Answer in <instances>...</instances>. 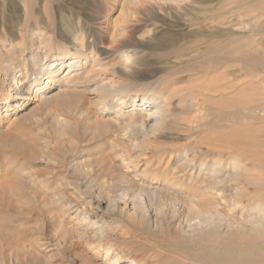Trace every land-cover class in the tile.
Returning <instances> with one entry per match:
<instances>
[{
	"label": "bare ground",
	"instance_id": "1",
	"mask_svg": "<svg viewBox=\"0 0 264 264\" xmlns=\"http://www.w3.org/2000/svg\"><path fill=\"white\" fill-rule=\"evenodd\" d=\"M66 1L6 0L4 4L0 5V83L6 86L4 91H0V120L10 121L19 113L24 112L32 103H35V106L38 108L42 107V105L52 97V91L57 87V84L61 83L63 87H66L72 86V84L86 83L84 81L90 79L93 80V84L89 89H86L85 93L88 94V97L92 95V99L95 98L93 102L94 110L96 109L97 113L101 116L113 114L111 117L112 119L115 118V120H109L107 122L99 121L97 123L100 124V127L97 128L86 127L85 124V127L81 128L78 124L75 126L72 123L75 126L73 127V125L65 119H54L52 117L54 119L53 128L55 137L61 140L66 133L74 128L76 132L82 130L83 133L89 134L91 139H96L102 133L106 132V130H110V126L122 124L121 133L125 131L130 138L134 139L139 137L140 133L146 134L158 130L163 131L164 126L170 119L181 115L180 112H177L176 105H182L185 102L183 95H181V93L184 92V88H178L174 85L178 82H185L186 84L189 79L194 77L196 81L194 82L193 80L191 84L187 83L186 85L189 86L185 89H188L186 96L190 98V100H188L190 101L189 106H192L194 110L199 113L197 114L196 111H194L195 113L193 114L196 115L193 116V120L190 122H197V120L204 119L207 116L211 117V119L203 124L188 126L189 131H199L200 129L206 128L208 124L214 126L219 121L223 122L220 127L225 130L220 133L218 138H216L217 136L209 137L206 135L190 143V145L185 147V151L177 155L178 158L181 156L185 158L184 161L182 160L183 162H180L178 165L174 166V168H169L171 173L165 170L168 164L162 165V171L156 169L157 166L151 171L150 167H148V160V163H146L143 169L137 172L139 173V179L134 178L137 180L136 186L140 190H145L146 188L151 196H154L157 192L163 190V186H174V190L177 191L194 185L199 188V192H196L198 208L194 209L195 207L192 208V205L189 206V204H187L189 211L203 216H207L208 214L217 215L214 208H216L219 203L227 202L226 194H224L225 186L222 184V177H225V174L230 172L228 182L230 181L233 187L232 202L234 208H232V211H234L233 209H241L238 214L239 220L236 222L238 230L229 235L227 234V236L223 234L221 238L222 241H220L218 245L215 247L214 245H210L206 250H202L198 255L199 261L202 262L201 264H264V181L258 180L257 174L253 175L248 173V170L259 171L258 169L264 161V127L257 128L253 125L254 127L249 126L246 131L244 130L245 135L242 136L243 139L240 138L241 140H239V142L242 143L241 147L247 150L245 153L242 151L243 154H247L246 157L243 155V157L248 160V162L245 163L242 160L244 158L240 157L241 155L233 154V149L236 147H234L232 143V137L234 136H232L228 123L232 117V108L230 110L229 108L233 105V97L231 95L233 91L232 81L230 80L232 74L230 67L234 52L232 44L234 42L233 38L239 34V32L234 31L237 28H235L236 19L233 16H235L237 10L245 9L244 5L247 4L249 0H201L203 3L209 4V7H201L199 9L203 14L209 12V14H205L202 17V20H215V25L211 31H207L208 33L202 29H196V31L191 29L193 30L191 37L195 42H201L200 40L202 37H207V44H205L203 48L199 45H195L188 53L182 52L185 46H179L178 51L180 54L171 56L156 55V61L148 60L147 56L141 55L140 53V55H138L137 50L131 51V53L129 51L113 55V51L109 50L108 47L104 45L103 41H106L108 45L112 44L117 39L118 31L111 29L112 26L110 27L111 24L108 25L107 21H105L104 15H100L99 11L94 9L96 1L81 0L79 4L76 5H71L69 3L70 0L68 3H66ZM150 1L152 0H117V3H119L121 7L119 10L122 15V21L125 22L123 27L120 25L122 27L121 30L125 31L124 33L129 31L128 28H132L130 24L142 20L136 17L134 5H136L137 2L143 3ZM153 1L187 2V0ZM254 1L255 0H253V3ZM164 2L162 4H164ZM211 3H214V5L210 6ZM231 3H234L232 7L229 6ZM255 3L257 7L259 4H264L261 0H256ZM159 5L157 7H160ZM253 5L254 4H252V6ZM140 6L139 4V7ZM247 7L248 6H246V8ZM262 7L264 6H261V8ZM170 11L167 13L169 14ZM207 21L209 22V20ZM212 21L210 23H212ZM153 25L155 27V23ZM197 25L199 24L197 23ZM243 27L245 28V26ZM121 33H119L120 36ZM245 37L247 38L246 35ZM242 41L243 40H241L242 44H238L236 51L240 54V57L244 55V57L248 58L247 55L250 53L247 54L245 50L241 51V47L247 44H243L245 40ZM167 43L168 45L170 44L169 42ZM171 44L173 43L171 42ZM202 45L204 44L202 43ZM189 46L190 44L188 47ZM247 46L245 47L248 48ZM137 48L140 49L139 47ZM256 49H252L256 55L251 53V56H254L253 64L254 66L261 64V66L264 67V51L262 50L261 57ZM114 58H117V61L115 64H111L109 61ZM252 67L253 66L250 68ZM159 73L161 74L156 77ZM107 74L109 75L107 76ZM261 76L263 77L264 74ZM260 82L261 81H259V83ZM182 85H184V83ZM252 86L251 84L250 87ZM250 87L248 86L246 89ZM262 89L264 91V88ZM68 90L70 91V89ZM250 90H252V88H250ZM261 90H258V92L262 93ZM69 91L68 95H70ZM72 93H75V91L71 92V94ZM252 96H248V104L252 101H259V105H255L254 102L252 103V105L254 104L253 107L249 106L251 103L247 105L246 108L248 112L246 115L254 119L257 113L256 109L264 111V93L259 96L260 99H256V97ZM255 96H257V94ZM175 102H177V104H175ZM85 108L86 106L84 109ZM84 109L83 107L78 109L77 114L80 119L86 116L85 118L87 120V111ZM259 113L260 111H258V114ZM261 118L263 119V117ZM258 119L259 118L255 120ZM248 124L250 123L248 122ZM240 131H242V128ZM200 135L198 134V136ZM107 142H109V140ZM112 144L110 143L109 147L113 148L115 144ZM238 144L240 145V143ZM82 153L81 149L78 156ZM125 153L118 154L124 168L129 169V167L132 166L136 170L138 166L133 163V157L125 161L128 159L129 155ZM40 155H42L40 150L36 151L33 149L27 153L26 158L30 162H36V159ZM160 156L164 157L163 155ZM178 158L175 159L178 160ZM76 161L78 162V159ZM69 162H71V160ZM4 163H6L5 166H3L5 175L3 174L4 177L0 179V216L19 217L32 213L37 207L39 197L38 189H40L39 187L41 186L43 187V179H38L36 174L30 170L28 171L22 162L10 160ZM240 177H244L249 184H252L254 190L243 195V190H246V187L243 183L236 182ZM242 181L243 180H241V182ZM143 182H146V185H144ZM161 182H163L162 185ZM194 189L196 188L194 187ZM53 192V195H51L52 200L56 199L57 196V192L56 194ZM41 194L43 195V193ZM62 194H64V192ZM192 196L194 197V195ZM243 196L248 198H246L248 200L246 204H241L240 202ZM78 198L83 201L81 206L74 202H63L62 208L60 207L61 210L73 213V217L79 221L81 226L85 225V228H87V225L93 228L97 221L103 222V219L99 216L86 211L87 208L85 209V206L89 205V201L88 204L85 205V198L82 197V195H79ZM215 199H218V201ZM59 201L61 203L62 200ZM21 203L28 204L26 206L27 208L22 207V205H20ZM252 224H255V226ZM97 228H101V226ZM95 230L99 234L100 232L98 231L102 229ZM247 231H249V234ZM190 238L189 241H191ZM110 248H106V255L110 253L112 257L110 262L105 264H143L135 259L127 260L122 253L117 250L116 252L111 251ZM173 255L175 257L176 254ZM190 260L192 261V259Z\"/></svg>",
	"mask_w": 264,
	"mask_h": 264
},
{
	"label": "rangeland",
	"instance_id": "2",
	"mask_svg": "<svg viewBox=\"0 0 264 264\" xmlns=\"http://www.w3.org/2000/svg\"><path fill=\"white\" fill-rule=\"evenodd\" d=\"M80 1L81 0H70L69 2V0H67L66 3L69 2L71 5H76L79 4ZM95 1L96 6L94 9L98 10L100 15H104L105 21H107L108 25L111 24L110 27H113H111V29L118 31L115 42L108 45L106 41H103L104 45L107 46L109 50L113 51V55L129 51L131 53V51L137 50L138 55H145L148 57V60L156 61V55L171 56L180 54L178 51L179 46H185L182 52L188 53L195 45H199L203 48L205 44H207V37H202L200 40L201 42L193 41L191 37L193 30L202 29L207 32L211 31L215 25L214 19V21H212V19H206V21L209 20V22H206L204 19L202 20V17L205 14H209V12L203 14L199 9L201 7H209V4L203 3L201 0H187V2L152 0L143 3L137 2V6L134 5L136 17L142 20L130 24L132 28H128L129 31L124 33L125 31H122L121 28L125 25V22L122 21V15L119 10L121 7L119 3H117V0ZM251 1L249 0L248 3L244 5L245 9L237 10L235 16H233L236 19V27H234L237 28L234 31L239 32V34L233 38L234 42L232 44L234 52L230 67L232 71L230 80L232 81L233 91L231 95L233 97V105L229 108V110L232 108V117L228 123L232 136H234L232 137V143L234 147H236L233 149L234 152H232L234 155H241V158L247 156V154H243L247 151L245 150L246 148H242V143L239 142V140L243 139L242 136L245 135L246 129L253 125L257 128L264 127V111L256 109L257 113L254 119L246 115L248 112L246 108L247 105L250 103V107H253L254 104L259 105V101H252L248 104V96L253 95L256 99H260L259 96L264 93L262 89L264 88V76H261L264 74V67L261 66V64H259L261 67L259 65H255V67L253 64L254 56H251V53L256 55L252 50L254 48H257V53L260 54L259 56L261 57V52L264 51V7L261 8L264 4H259L260 6L258 5L257 7L255 3L256 0L254 3L253 0ZM261 1L264 3V0ZM5 2L6 0H0V5ZM163 2L164 4H162ZM138 3L141 5L140 7ZM252 4L254 5L252 6ZM158 5L160 7H157ZM211 5H214V3H211L210 6ZM233 5L234 3H231L229 6L232 7ZM246 6L249 8H246ZM169 11L170 13L168 14L167 12ZM240 11L243 12L241 13ZM211 21L212 23H210ZM154 23L155 27L153 25ZM197 23L199 25H197ZM120 25H122V27ZM243 26H245V28ZM119 33H121L122 37ZM241 40H245V42L242 41L243 44L247 43L245 46L248 45V48L245 46L241 47V51L245 50L247 54L250 53L247 55L248 58L244 57V55H241L244 58L240 57V54L236 51L238 44H242ZM167 42L170 44L168 45ZM171 42L173 44H171ZM202 43L204 45H202ZM189 44L190 46L188 47ZM116 61L117 58H114L109 62L115 64ZM251 66L253 67L250 68ZM160 74L161 73L157 74L156 77ZM108 75L109 74H107V76ZM193 80L194 82L196 81L193 77L189 79L187 83L191 84ZM259 81H261L260 83L262 84H260ZM84 82L86 83H77L66 87H63L61 83L57 84V87L53 89L54 92L52 91V97L48 99L42 107L38 108L35 106V103H32L24 112L19 113L10 121L0 120V179L5 175L3 166H5L6 163L4 162L16 160L24 163L28 171H32L38 176V179H43L44 181L42 182V184H44L43 187L41 186L42 188L39 187L40 189H38L39 197L36 210L34 209L32 213L19 217L0 216V264H105L110 262L112 257L110 253L106 255V248L110 247L111 251H119L127 260L135 259L143 264H201L202 262L199 261L198 255L202 250H206L210 245H214V247L218 245V243L222 241L221 238L223 234L227 236V234L229 235L238 230L236 222L239 220L238 214L241 209H233L234 211H232V208H234L232 202L233 187L230 181L228 182L230 172L226 173L225 177H222V184L225 186L224 194H226L227 202L219 203L216 208H214L217 215L208 214L207 216L194 214L187 208V204H189V206L192 205V208L195 207L194 209L198 208V199L196 197V192H199L198 187L191 185L188 186V188H182L176 191L174 190V186H163L162 191L151 196L146 188L145 190L137 188V180L135 179H139V173L137 172L143 169L146 163H148V160V167H150L151 171H153L156 166V169L162 171L163 166L168 164L165 170L171 173L170 169L184 161L185 157L181 156L178 158L177 155L185 151V147L196 141L197 138L206 135L209 137L217 136L216 138H218L220 133L225 130L220 127L223 122L219 121L214 126L208 124L206 128L200 129L199 131H189L188 126L206 123L211 117L207 116L204 119L197 120V122H190L193 120V116L196 115L193 114L196 110H194L192 106H189L190 101L188 100H190V98L186 96L188 89L186 90L185 88L189 85H186L187 83L185 84V82H178L174 86L184 88V92L181 93V95H183L185 102L182 105L175 102V104H177V112H180L181 115L170 119L164 126L163 131L158 130L146 134L140 133L139 137L133 139L130 138L125 131L121 133L122 124L117 126L114 124L109 127L110 130H106V132L102 133L96 139H91L90 135L85 132L83 133L82 130L76 132L73 128V130H70L59 140L54 135L53 120L55 118L65 119L69 121L71 125L74 124L76 126L78 124L81 128L85 127V125L86 127L97 128L100 127V124L97 123L99 121L107 122L109 120H115V118L112 119L111 117L113 114L101 116L97 113L96 109L94 110L93 102L95 98L93 97L94 99H92V95H89L90 98L88 94L85 93L86 89H89L93 84V80L86 79ZM180 83L181 85L184 83V85L181 86ZM251 84L253 85L252 87H250ZM248 86L252 88V90H250V88L246 89ZM5 89L6 86L0 83V91H4ZM68 89H70V91ZM67 90L70 92V95H68L69 93ZM258 90H261L262 93H259ZM74 91L75 93L71 94V92ZM254 94H257L258 97ZM253 102L254 104L252 105ZM78 106H82L83 109L86 106L84 110L87 111V120L85 118L86 116L81 119L78 117L77 110L82 108ZM258 111H260V115ZM196 113L198 114L199 112L196 111ZM261 117H263V119ZM257 118L259 119L255 120ZM247 120L250 124H248ZM74 125L73 127H75ZM241 128L242 131H240ZM198 134L201 135L198 136ZM106 140H109V142ZM110 143H113L112 145L115 144L113 148L109 147ZM238 143H240V145ZM33 149L42 152V155L38 156L36 162H30L26 158L27 153ZM81 149L83 153L78 156ZM118 152H126L125 154H129L128 159L125 161L133 157L132 161L138 166L137 169L135 170L132 166H130L129 169L124 168L118 156ZM159 154L164 157H161ZM243 155L245 156L243 157ZM175 158H178V160ZM77 159L78 162L76 161ZM70 160L71 162H69ZM242 160L245 163L248 162L245 158ZM258 170L259 171L248 170V173L253 175L257 174L258 180L264 181V161L261 163ZM44 178L48 182H46ZM241 180L243 181L241 182ZM236 182L243 183L246 187V190H243V195L254 190L253 185L249 184L244 177H240ZM162 183L163 182H161V185ZM143 184L146 185V182H143ZM194 187L196 189H194ZM52 192L54 194L57 192L56 199L52 200ZM63 192L64 194H62ZM41 193H43V195ZM78 194L85 198V205H87L89 201V205L85 206V209L87 208L86 211L99 216L103 219V222L97 221L93 228H91L90 225H87V228H85V225L81 226L79 221L73 217V213L61 210L63 202H74L81 206L83 201L78 198ZM192 195H194V197ZM186 197H190L188 201ZM246 198V196H243V198L240 199L241 204H246V201L248 202V198ZM59 200H62L61 203ZM215 200L218 201V199ZM20 205L25 208L28 204L21 203ZM252 225L255 226V224ZM99 226H101V228H97ZM95 229L102 230H99L98 232L100 233L98 234ZM247 233L249 234V231H247ZM188 237L193 238H190L191 241H189ZM173 254H176L175 257ZM190 259H192V261Z\"/></svg>",
	"mask_w": 264,
	"mask_h": 264
}]
</instances>
